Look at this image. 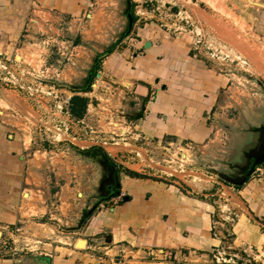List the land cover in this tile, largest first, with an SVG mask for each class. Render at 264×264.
<instances>
[{
  "label": "crops",
  "instance_id": "obj_1",
  "mask_svg": "<svg viewBox=\"0 0 264 264\" xmlns=\"http://www.w3.org/2000/svg\"><path fill=\"white\" fill-rule=\"evenodd\" d=\"M91 4L92 0H0V52L19 49L18 43L29 38L32 29L63 30L68 29L69 19L89 21ZM152 31H137L136 38H131L132 29L125 32L121 41L125 45H114L96 77L105 76L125 94L122 108L131 112L129 124L144 140L142 145L148 141L174 145L200 159L228 161L234 170L236 150L242 152V163L258 149L264 108L250 102L244 110L235 108L237 113L230 117V78L199 58L189 39ZM79 38L70 41L77 39L80 45ZM147 41L150 45L145 47ZM91 85L81 93L89 96ZM22 135L0 123V232L12 242L19 241V249L29 239L43 242L47 252L27 254L16 248V253H0V264H112V259L116 264H176L187 253L216 245L214 202L207 194L189 196L174 184L146 176V169L140 167L145 165L138 162L142 158L131 160L138 152L132 138L111 147L93 139L71 140L77 161L72 178L64 181L68 171L48 173L27 151ZM118 192L122 200L111 196ZM237 193L252 220L264 218V168L260 178H248ZM101 202L106 206L95 208ZM42 226L52 234L58 231L54 227L59 228L68 241L57 244L54 235L38 232ZM159 251L172 256H152Z\"/></svg>",
  "mask_w": 264,
  "mask_h": 264
},
{
  "label": "rangeland",
  "instance_id": "obj_2",
  "mask_svg": "<svg viewBox=\"0 0 264 264\" xmlns=\"http://www.w3.org/2000/svg\"><path fill=\"white\" fill-rule=\"evenodd\" d=\"M89 10L93 14L89 21L69 19L68 29L63 30L32 29L30 37L18 43L19 49L0 52V123L23 134L27 151L53 176L63 169L68 171L63 173L64 181L72 178L77 158L71 140L93 139L100 146L111 147L116 134L132 137L125 126L131 112L127 114L122 108L125 94L112 87L109 79L104 76L96 82L89 96L73 92L86 83L89 73H95L94 80L97 72L101 74L104 53L123 45L121 41L131 29V38H136L137 31L145 34L158 29L173 38L189 39L199 58L230 78V117L237 113L235 108L244 110L250 102L264 108V0H92ZM75 36L80 37V45L77 39L70 41ZM74 94L88 99L81 121L67 112ZM118 141L117 146L122 145ZM138 142L133 148L140 152L142 160L138 162L145 165L140 167L146 169V176L174 184L189 196L204 198L207 194L214 202L212 238L216 245L187 253L186 259L176 264H264V223L262 226L249 217L237 193L239 188L219 176L238 179L241 174L237 168L231 170L225 160L200 159L174 145ZM241 155L235 151L232 165H250V159L240 163ZM257 168L249 179L260 178L264 163ZM109 180L112 185V176ZM107 182L108 176L100 188ZM40 229L38 232H48L47 227ZM56 230L48 235L65 245L68 238L54 227ZM19 243L11 244L16 249ZM21 243L18 249L22 253L47 252L43 242L27 239Z\"/></svg>",
  "mask_w": 264,
  "mask_h": 264
},
{
  "label": "built area",
  "instance_id": "obj_3",
  "mask_svg": "<svg viewBox=\"0 0 264 264\" xmlns=\"http://www.w3.org/2000/svg\"><path fill=\"white\" fill-rule=\"evenodd\" d=\"M100 75V73L98 74V76ZM99 80H102L101 78H96L95 80H94V83L91 85V88H92V90L94 89V87L97 85L96 84V82L98 83L99 82ZM41 82V81H40ZM90 93V92H89ZM85 94H87V93H85ZM68 112V111H67ZM122 118H124L123 116H121ZM125 119V118H124ZM122 122H125L124 120H122ZM130 122L128 121L127 123H126V127L127 128H130V130H131V132H132V137L131 138H133V140L134 141H136V142H138V141H141L142 139L141 138H139L138 137V135H136V133H134V131H132V129H131V126H130V124H129ZM115 125H118V124H115ZM57 129H59V128H57ZM121 134H123V133H121ZM121 134L119 133V134H116L117 136V138H115V139H117L116 141H114L113 143H112V145H118L119 144V141L118 140H120V141H122V142H124V143H126V141H127V137H123V136H121ZM124 134H125V132H124ZM130 155H131V153H129ZM134 159L136 160V159H141V157H140V154L138 153V152H135V154H134V156L132 157V161H134ZM260 168V166H258V168H257V170ZM118 198H119V200H122V197L120 196V195H118L117 196ZM114 201V200H113ZM118 200H116V201H114V203H116ZM99 206L101 207V208H103V207H105L106 206V203L105 202H101L100 204H99ZM257 222L259 223V224H261L262 226H263V223H264V218H258L257 219ZM12 238L10 239V238H8V237H5V236H3L2 234H1V232H0V253H2V254H8V253H16L17 251H16V249L12 246ZM159 255H161V256H163V257H165V258H171V256H170V252H166V251H159V252H157V254H153L152 253V256H155V257H159ZM116 263H118L116 260H114V259H112V264H116Z\"/></svg>",
  "mask_w": 264,
  "mask_h": 264
},
{
  "label": "trees",
  "instance_id": "obj_4",
  "mask_svg": "<svg viewBox=\"0 0 264 264\" xmlns=\"http://www.w3.org/2000/svg\"><path fill=\"white\" fill-rule=\"evenodd\" d=\"M133 20V18H132ZM114 48V47H112ZM113 50V49H112ZM112 52V51H111ZM110 53V50H108L107 52H105V55L109 54ZM95 74H92L89 78H88V81L80 88H76L75 90H73V92H86L89 88H90V84H91V81L93 79ZM87 104H88V99L84 96H81L79 94H74L70 100H69V108H68V113L73 117V118H76V119H80L82 118V116L85 114L86 112V109H87ZM101 154L104 155L105 153L100 150ZM105 156V155H104ZM106 157V156H105ZM127 174L129 175H133V176H140L138 175V173H134V172H127ZM248 180V179H247ZM246 180V181H247ZM236 186L237 188H240V186L238 185H234ZM242 186V185H241ZM117 193H112L111 196H116ZM98 205L96 204L95 208L97 207ZM89 211L90 214H92V212L94 211V209Z\"/></svg>",
  "mask_w": 264,
  "mask_h": 264
},
{
  "label": "water",
  "instance_id": "obj_5",
  "mask_svg": "<svg viewBox=\"0 0 264 264\" xmlns=\"http://www.w3.org/2000/svg\"><path fill=\"white\" fill-rule=\"evenodd\" d=\"M129 19H130V23H132V17H131V15L129 14ZM150 45V43L147 41L146 43H145V47H148ZM112 49H114V48H110L109 50H110V53H111V51H113ZM107 52V51H106ZM104 55H105V53H104ZM98 64V60L96 61V63H95V66ZM94 66V67H95ZM99 73H97V75H98ZM90 76L92 75V74H89ZM89 76V77H90ZM87 81H88V79H87ZM86 81V82H87ZM77 88H81V87H77ZM264 163V150L261 152V153H258L257 154V158H255L252 162H251V164H250V166L247 168V170L244 172V174L240 177V178H238V179H234V178H231V177H228V176H226V175H222V174H219V176L224 180V181H226V182H228V183H231L232 185H238V186H241V185H243L245 182H246V180L250 177V175L254 172V170H255V168L256 167H258V166H261L262 164ZM201 168H204V167H201ZM120 194V192H118L117 193V195H119ZM125 200H126V197H125ZM81 241H83V240H81ZM80 242V241H79Z\"/></svg>",
  "mask_w": 264,
  "mask_h": 264
},
{
  "label": "flooded vegetation",
  "instance_id": "obj_6",
  "mask_svg": "<svg viewBox=\"0 0 264 264\" xmlns=\"http://www.w3.org/2000/svg\"><path fill=\"white\" fill-rule=\"evenodd\" d=\"M97 70V69H96ZM91 72V71H90ZM90 74V73H89ZM91 74H92V72H91ZM95 74V73H94ZM95 76V75H94ZM88 79V78H87ZM92 81H94V77H93V79H92ZM91 81V82H92ZM262 138H261V142H260V144H259V146H258V149L255 151V152H252L251 154H248L247 155V160H246V162L250 159V160H254L255 158H257V154L258 153H261L263 150H264V131L262 132ZM252 161H250V164H251V162ZM248 168L250 165H243V166H240V167H237V173L238 174H241L238 178H240L243 174H244V172L247 170V168ZM245 168V169H244ZM239 170V171H238ZM115 187H116V185H115ZM100 204V203H99ZM99 204H98V206H99Z\"/></svg>",
  "mask_w": 264,
  "mask_h": 264
}]
</instances>
